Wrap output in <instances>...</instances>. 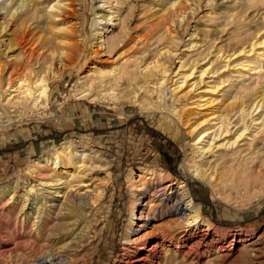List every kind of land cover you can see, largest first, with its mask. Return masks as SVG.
<instances>
[{"label":"bare ground","instance_id":"bare-ground-1","mask_svg":"<svg viewBox=\"0 0 264 264\" xmlns=\"http://www.w3.org/2000/svg\"><path fill=\"white\" fill-rule=\"evenodd\" d=\"M76 1L0 0V111L4 122L11 121V109L19 112V106L39 115L49 101V82L59 76L62 67L71 65L75 47L85 38L84 24L80 22L85 16L84 0H78L77 4ZM203 1L209 6L216 4L215 0ZM98 2L99 7L107 8L110 13L102 16L104 23L96 29L99 51L94 55L107 58L93 60L75 85L74 96L88 102L110 101L115 105L125 98L140 109L158 110L167 119L183 124L191 120L188 116L199 117L193 118L195 123L188 126L198 149L194 158L200 161L192 158L186 159V163L190 178L203 182L215 193L225 182L227 172L240 163H250L239 145L241 142L249 146L255 144L254 149L264 150V92H256L248 105L244 104L248 94L230 98L225 92L215 95L222 91L219 90L220 80L218 83L205 82L196 93L202 77L221 76L217 74L218 69L210 71L213 61L208 59L200 67L197 81L191 82L192 66L185 69L183 63L178 62L177 71L173 72L160 60L171 56L170 48L154 45L150 49L149 43L158 42L160 37L173 43L172 28L186 14L189 1L148 0L147 11L161 15L157 16L155 29L152 27L155 31L140 37L141 41L139 36L131 39L133 44L138 41L139 44H136L138 49L129 54L121 51L128 45L126 15L118 19L115 33L113 30L107 33L114 21L113 13L118 12L113 2L119 3V0ZM262 5L256 3L251 16L242 13L250 21L257 17V23L262 24L264 3ZM239 15L240 11L234 14L222 9L217 16L224 19V25L237 26ZM10 28L12 31L8 32ZM258 38H241L233 43L230 51L213 45H196L197 42L191 45L193 39L189 41V48L196 49L200 56L204 53L197 61L215 51L214 60L223 61V68L243 58L247 63L245 73H249L257 66L260 71L264 68V39L258 41ZM233 56L237 58L232 59ZM240 68L243 70L244 65ZM234 72L241 78L237 68ZM171 74L173 76L168 77ZM193 98L197 99L189 103ZM222 107L233 113L226 120L225 114L220 112ZM255 111L259 112L256 118L246 122L245 118ZM185 115L189 120L180 121ZM233 116L236 119L231 121ZM85 142L62 141L32 161L17 181L0 188L3 201L0 215H8V222H0V264H86L75 250L84 247L91 249L92 254L96 251L113 189L95 183L93 175L101 172L107 178L111 160ZM164 173L160 169H139L137 174L131 171L128 175L132 208L122 239L119 264H264V227L231 231L215 226L203 217L200 205L193 201L186 184ZM147 194L150 200L145 205L149 207V220L163 222L147 228L149 221H143V234L137 236L138 229L134 228L136 207ZM153 199L158 203L152 204ZM23 250L28 251L29 259L20 255Z\"/></svg>","mask_w":264,"mask_h":264},{"label":"rangeland","instance_id":"rangeland-1","mask_svg":"<svg viewBox=\"0 0 264 264\" xmlns=\"http://www.w3.org/2000/svg\"><path fill=\"white\" fill-rule=\"evenodd\" d=\"M98 1L84 0V21L80 20L81 24H84V41L78 47H75L73 56H71V65L62 67L58 71L59 76L49 82V101L40 110L41 113L39 111V115H34V112L24 111L19 106V112L11 109V121L7 123L2 119L3 114L0 111V188L17 181L32 161L45 155L65 140H73L75 143L86 141L92 150L107 156L111 160L108 168L109 176L106 178V175L98 172L93 175V178L95 177V183L109 185L113 189V197H111L109 211L106 214L96 244V251L92 254L91 249L84 247L75 250L76 253H80V256L82 255L81 257L85 259L86 264H119L122 256V239L132 208L127 178L131 171L137 174L139 169H160L165 173L167 172L166 174H169L172 178L183 181L189 189L193 201L200 205L203 217L221 229L236 231L264 227V150L254 149L255 144L249 146L241 142L239 145L242 146L243 154L246 155L247 160L249 159L250 165L240 163L238 166H234L233 171L230 170L224 177L225 182L222 183V186L225 188L220 184L214 191L215 193H212L203 182L190 178L191 173L187 165L188 161L198 153L193 141L194 134L189 131L190 126L195 123L193 118L199 119V117L188 116L191 120L183 124L178 123L175 119H167L158 110L140 109L138 106L125 101V98L119 99L118 104L115 105L110 101L88 102V100L74 96L75 85H77L79 78L88 69L89 65L93 63V60L98 59V57L99 61L107 58L104 55H94L96 51H99L95 40L96 29L104 23L102 16L109 12L107 8L104 10L103 7H99L100 3ZM147 1L119 0V3L113 2L118 7L117 13L121 15L117 17V13H113L115 17L112 19L114 21L110 24L107 33L111 30L115 33L118 29V19L126 15L125 28L127 29L126 40H128V45L123 46L121 49V51L126 52L125 54L138 49L136 44L141 41L142 38L140 39V37L151 34L152 30L155 31L154 25L157 16L161 13L152 15L148 12L149 3ZM192 1L195 0H187L189 8L184 12L186 14L172 28L173 43L165 37H160L159 43H155V40L149 43L151 45L150 49L154 45L158 48H170L173 57L169 55L167 58L166 55L160 60L169 69H173V72L177 71L178 62L183 63L185 69L192 66L194 71L193 75L189 77L191 82L197 81L198 71L208 59L209 62L213 61V67L210 71L218 69L217 74L221 76L217 78V76L209 74L213 78H209V75L202 77L203 82L198 85L200 89L196 93H199L202 87L205 86V82L215 81V83H218L220 80L222 84L219 86V90L222 91L216 92L215 95L218 96L225 92L230 98L248 94L247 99L244 100V104L248 105L256 92H264V68L260 71L258 64H256L257 68L255 70L245 73L247 63L243 58L231 62L229 68H223V61L214 60L215 51L213 52V50L212 54H206L204 60L197 61L199 57L204 56V53L200 56L195 51L196 49H190L189 47L197 42L196 45H213L216 48L223 47V50L230 51L233 48V43L241 38L253 37V39H257L259 37L264 39V22L258 24L257 17L252 21L248 19L249 17L245 18V14L250 16L254 14L256 3L257 6H263L264 0H215L216 4L211 6L205 5L203 0L199 1L200 3L197 2V4L192 3ZM77 2L78 0L75 3L77 4ZM121 3H123L122 6L119 5ZM247 4L250 5V8ZM245 7L247 9H243ZM127 8L129 9L126 12ZM222 9L229 10L234 14L240 11L242 15H239L241 20L238 19L240 24L237 26L233 24L224 25V19L217 16ZM11 31L12 28L8 32ZM135 36H139L140 40L133 44L131 39ZM190 39H193L191 45L189 44ZM236 58L237 56L232 57V59ZM169 61L171 62L170 66ZM242 64L244 65L243 70L240 68ZM262 65H264V60ZM236 68L240 71L239 74L243 79L237 75L238 73L235 74L234 70ZM258 73L260 74L258 75ZM172 76L173 74L168 77ZM196 99L189 100V103ZM230 100H226L225 104ZM79 106L85 107L90 113L93 112L91 119H87L89 116L83 119L77 117L80 116ZM76 107L78 108L76 109ZM186 108L188 109V107ZM222 108L220 112L222 115L225 114L224 118L226 120L233 113L224 107ZM258 113V111H255L251 116L246 117L245 121L250 122V118H256ZM73 116L76 117V120L66 121V118ZM188 117L185 115L180 121L189 120ZM235 117L233 116L231 121L235 120ZM228 135L224 137L227 139ZM33 136L37 143L44 140L50 141L46 146V150L36 155L29 154L23 149L22 153H20V150L16 153L15 149L21 144H7L13 138H19L24 140L21 142L25 146L27 140H31ZM256 155L259 157L258 159L255 158ZM194 160L200 161L198 158H194ZM166 165H168V169H165ZM149 200V194L143 196L136 207L138 214L135 218L134 228L138 229L137 236L143 234L141 228L143 221H149L147 228L163 222L149 220V207L145 205ZM0 201L1 205L3 201ZM152 201V204L158 203L154 199ZM4 214L0 215V222L7 221L8 215ZM27 252V250L20 251V255H25L23 257L29 259L30 256ZM69 252L73 254L72 251ZM77 264L81 263L78 262Z\"/></svg>","mask_w":264,"mask_h":264},{"label":"crops","instance_id":"crops-1","mask_svg":"<svg viewBox=\"0 0 264 264\" xmlns=\"http://www.w3.org/2000/svg\"><path fill=\"white\" fill-rule=\"evenodd\" d=\"M78 107H76V109H77ZM79 111H80V116H77V117H79V118H85V117H87V116H89L87 119L89 120V119H91V117L93 116V112L92 113H90L89 112V110H87L85 107H83V106H79ZM68 114V113H67ZM76 120V117L75 116H73V117H71V118H66V121H72V120ZM35 136V135H34ZM32 137L31 138V140H27L28 142L26 143V145L24 146L23 144H22V142L21 141H24V140H21V139H19V138H17V139H15V138H13L10 142L8 141V143L7 144H14V145H17V144H21L20 146H18V148H16L15 150H16V153H18L17 151L18 150H20V153H22V149L23 150H25V151H27V153H29V154H34V155H36V154H39L40 152H42V151H44V150H46V146L49 144V140L48 141H46V140H44V141H42V142H40V143H37V141L35 140V137ZM26 141V140H25ZM24 147V148H23ZM5 148V147H4ZM3 149V148H2Z\"/></svg>","mask_w":264,"mask_h":264},{"label":"trees","instance_id":"trees-1","mask_svg":"<svg viewBox=\"0 0 264 264\" xmlns=\"http://www.w3.org/2000/svg\"><path fill=\"white\" fill-rule=\"evenodd\" d=\"M167 166H168V165H166V166H165V169H168V167H167Z\"/></svg>","mask_w":264,"mask_h":264}]
</instances>
